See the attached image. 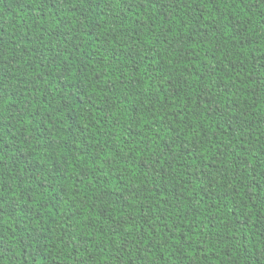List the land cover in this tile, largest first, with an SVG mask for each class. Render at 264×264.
I'll list each match as a JSON object with an SVG mask.
<instances>
[{
    "label": "trees",
    "instance_id": "1",
    "mask_svg": "<svg viewBox=\"0 0 264 264\" xmlns=\"http://www.w3.org/2000/svg\"><path fill=\"white\" fill-rule=\"evenodd\" d=\"M0 264H264V0H0Z\"/></svg>",
    "mask_w": 264,
    "mask_h": 264
},
{
    "label": "snow or ice",
    "instance_id": "2",
    "mask_svg": "<svg viewBox=\"0 0 264 264\" xmlns=\"http://www.w3.org/2000/svg\"><path fill=\"white\" fill-rule=\"evenodd\" d=\"M3 255V252L2 251H0V256H2Z\"/></svg>",
    "mask_w": 264,
    "mask_h": 264
}]
</instances>
